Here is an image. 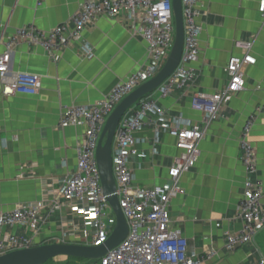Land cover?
<instances>
[{
  "label": "crops",
  "instance_id": "0c3cea01",
  "mask_svg": "<svg viewBox=\"0 0 264 264\" xmlns=\"http://www.w3.org/2000/svg\"><path fill=\"white\" fill-rule=\"evenodd\" d=\"M88 0H0V54L16 30L36 26L43 31L68 22ZM262 0H198L199 59L190 65L192 84L173 88L162 98L159 91L149 98L164 116L148 114L136 133L135 156L130 167L133 184L142 189L172 184L169 169L180 150L171 128L199 125L205 130L199 143L200 158L180 178L184 193L169 203L170 227L188 241L191 255L216 256L204 264H257L264 257V230L252 243L235 251L226 247L228 234L242 228L238 206L247 180L264 185V16ZM252 43L254 65L244 68L245 89L232 95L209 124L206 115L192 107L194 95L218 93L229 81L226 72L232 56H242L240 44ZM151 63L145 40L122 10L118 16H100L82 32L79 40L49 53L40 46L16 47L10 73L40 76L42 87L33 96L6 97L0 83V213L18 207L40 206L45 222L39 231L29 225L0 229V236L13 234L33 240L34 246L70 243L87 245L92 227L81 211L73 210L60 197L65 178L77 170L78 149L88 135L87 126H62L71 106H90L104 100L115 86ZM256 121L249 135L257 156V171L248 174L240 156V139L251 116ZM105 222L114 228L115 217ZM68 262V257L48 264Z\"/></svg>",
  "mask_w": 264,
  "mask_h": 264
},
{
  "label": "built area",
  "instance_id": "2783aa9c",
  "mask_svg": "<svg viewBox=\"0 0 264 264\" xmlns=\"http://www.w3.org/2000/svg\"><path fill=\"white\" fill-rule=\"evenodd\" d=\"M42 1L37 0L39 5ZM197 5L198 0H182L185 26L183 55L177 69L157 90L162 98L169 96L173 88L184 89L194 80L190 65L199 59V37L203 29ZM122 10L130 12L136 33L147 44L151 63L115 86L101 102L90 106H71L61 119L62 126L85 125L88 128L87 139L78 149L77 170L64 179L59 194L73 210L81 211L87 224L92 227V240L87 243L91 246L103 245L112 232L105 218L113 215V212L103 195L96 160L99 139L116 106L139 86L155 77L168 59L175 37L172 0H88L68 22L49 32L36 26L16 30L5 41V49L0 54L3 95H36L42 87L39 75L27 72L10 73L16 47L26 44L40 46L49 53L59 52L67 48L73 40H79L86 27L98 17H115ZM259 11L264 16V0L260 2ZM240 46L244 54L230 58L226 67L229 81L225 89L214 94L200 92L193 97L192 107L206 115L207 124L232 95L245 89L244 68L254 65L256 58L251 54L252 43ZM150 113H156L161 118L164 116L157 102L147 97L130 109L119 123L113 148V174L129 232L119 246L95 264H204L206 259L216 256V252L212 250L203 257L191 255L188 241L182 232L170 227L169 203L184 193L179 184L180 178L192 170L200 158L199 143L205 134L201 126L195 124L187 128H171L170 135L176 139L180 150L169 169L171 185L142 189L133 184L130 161L135 156L136 133L144 128ZM255 121V115L247 120L240 139V159L248 174L257 171L256 151L249 140ZM238 217L242 221L241 230L237 234H228L226 238V247L232 252L252 243L256 234L264 230V185L261 180L246 181L243 198L238 206ZM44 223L40 216V206L18 207L0 213V229L29 225L37 232ZM33 246V240L25 236H0V256ZM257 264H264V257Z\"/></svg>",
  "mask_w": 264,
  "mask_h": 264
},
{
  "label": "water",
  "instance_id": "95a60500",
  "mask_svg": "<svg viewBox=\"0 0 264 264\" xmlns=\"http://www.w3.org/2000/svg\"><path fill=\"white\" fill-rule=\"evenodd\" d=\"M175 22L174 43L162 69L155 77L139 86L126 96L108 117L101 133L96 160L100 172L101 186L106 202L115 217L114 228L101 246L83 244L53 243L11 251L0 256V264H46L59 257H74L88 261H98L119 246L127 237L129 225L120 207L117 183L113 174V148L122 117L140 100L156 92L174 73L181 62L185 41V26L182 0H172Z\"/></svg>",
  "mask_w": 264,
  "mask_h": 264
},
{
  "label": "trees",
  "instance_id": "16d2710c",
  "mask_svg": "<svg viewBox=\"0 0 264 264\" xmlns=\"http://www.w3.org/2000/svg\"><path fill=\"white\" fill-rule=\"evenodd\" d=\"M153 94V93H152ZM151 94H149V95H147L146 97H144V98H147V97H149ZM143 98V99H144ZM138 105V103L134 106V107H136ZM132 109V108H131ZM51 261V260H50ZM50 261L49 262H47L46 264H48V263H50ZM76 261H82V262H87V263H89V264H94L96 261H88V260H84V259H79V258H74V257H68V262H76ZM67 264H70V263H67Z\"/></svg>",
  "mask_w": 264,
  "mask_h": 264
},
{
  "label": "rangeland",
  "instance_id": "374dc122",
  "mask_svg": "<svg viewBox=\"0 0 264 264\" xmlns=\"http://www.w3.org/2000/svg\"><path fill=\"white\" fill-rule=\"evenodd\" d=\"M96 262H99V260H98V261H96ZM96 262H95V263H96ZM95 263H94V264H95Z\"/></svg>",
  "mask_w": 264,
  "mask_h": 264
}]
</instances>
